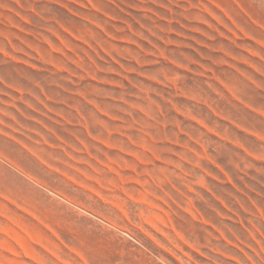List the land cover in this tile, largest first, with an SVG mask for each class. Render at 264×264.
Wrapping results in <instances>:
<instances>
[{"label": "rangeland", "instance_id": "rangeland-1", "mask_svg": "<svg viewBox=\"0 0 264 264\" xmlns=\"http://www.w3.org/2000/svg\"><path fill=\"white\" fill-rule=\"evenodd\" d=\"M0 264H264V0H0Z\"/></svg>", "mask_w": 264, "mask_h": 264}]
</instances>
